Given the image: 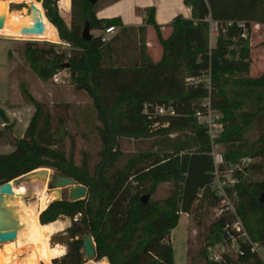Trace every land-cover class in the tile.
<instances>
[{
  "label": "trees",
  "instance_id": "16d2710c",
  "mask_svg": "<svg viewBox=\"0 0 264 264\" xmlns=\"http://www.w3.org/2000/svg\"><path fill=\"white\" fill-rule=\"evenodd\" d=\"M99 1L72 0L68 26L65 20L69 22L71 11L61 0H43L44 24L46 14L52 37L67 47L58 50L62 44L45 48L29 42L26 48L40 77L48 79L68 65L75 90L92 99L96 119L87 128L96 134L99 145L94 160L83 151L78 162L74 145L71 150L64 147L67 140L73 143L77 133L67 127L63 116L54 126L44 103L23 90L22 96L28 95L36 110L25 134L14 140V150L0 153V185L47 167L87 186L85 199L57 198L41 212L42 224L72 220L63 230L64 240H56L62 231L52 236V244L68 246L52 264H85L83 237L88 234L95 239L97 255L87 264H174L170 234L181 213L215 208L222 201L211 189L215 171L211 142L196 116L198 109H205V101L224 115L225 160L249 157L244 169L264 171V74L250 75L249 41L254 25L264 24V0H185L192 17L176 16L164 26L170 29L166 37L154 7L147 11L144 25L127 27L120 19H99ZM207 18L218 28L212 46ZM85 21L92 30L110 26L120 30L107 42L100 35L85 41ZM148 25L162 48L159 60L146 47ZM207 75L210 86L188 81ZM158 107L166 112L159 113ZM0 117L5 124L1 139L11 125L1 108ZM253 131H258L257 137L250 139ZM123 137L152 138L153 143L127 153L121 147ZM166 182L173 184L171 193L153 199L156 184ZM227 189L250 237L264 248V202L259 201L264 180L249 181L240 175ZM146 194L150 198L144 203ZM234 217L224 211L211 222L191 264H264L260 253L243 242L237 254L224 255L221 262L205 257L211 245L228 236L226 227Z\"/></svg>",
  "mask_w": 264,
  "mask_h": 264
},
{
  "label": "rangeland",
  "instance_id": "374dc122",
  "mask_svg": "<svg viewBox=\"0 0 264 264\" xmlns=\"http://www.w3.org/2000/svg\"><path fill=\"white\" fill-rule=\"evenodd\" d=\"M37 1H39L43 6V0H37ZM107 1L108 0H100L99 5L102 6L103 3ZM61 5H63L66 11H71V19L69 17V22H67L63 18L66 24L68 26H71L72 17H73L72 0H61ZM10 9L11 12L15 14L28 13L27 3L25 4L24 2L22 3L17 1L11 3ZM104 13L105 12H100V15ZM46 17L47 16L45 14L46 29L41 34H25L22 32L23 27L16 24H7L5 26H7L8 28L6 27L0 28V35L16 38V39H9L11 40L9 41V40H5V37L0 36V67L3 66L2 65L4 64L3 61L5 63L6 61L8 62L7 52L9 51L10 48H12L11 50L12 53L10 57L12 58L11 79L13 82L12 83L13 88L15 89L16 93L17 90L19 91L20 89L22 94L24 90L26 91L27 94L32 95L35 99L43 102L46 110L49 111L53 116L54 126L56 125L58 118L60 116H63L66 119L67 127L73 133H77V137L75 138L73 143L70 140H67L65 142L64 144L65 149L71 150L74 145L75 155L77 157L78 162H80L82 158L83 151L92 154L93 156L92 161H93L95 158V153L99 149V145L96 134L92 131L90 132L89 129L87 128L88 126L91 127L93 121L96 119L94 108L92 105V99L85 91L75 90L74 85L71 81V73L68 68L62 69L57 72V74L61 73L63 81H61L60 83H56L53 78L55 74L48 79H43L42 77L39 76L33 64L28 60L26 48L29 42L34 43L35 46L45 47V48H49L52 45L62 44L63 45L62 47H57L58 50L67 47V44L62 42V40L54 39L52 37L51 33L49 32V29L47 28ZM40 19H42V14ZM117 29L120 30V27L118 26ZM152 30L153 32H148L146 36V47L150 55L154 58V60H159L162 54V48L156 37V33L154 29ZM255 31H256L255 27L252 28L249 37L250 47H251V58H252L251 66H252V70L258 74L257 76H260L264 74V27H262V30H257V33L259 32L261 35L260 37H257ZM91 32L93 34V30ZM162 32L163 35L166 37L169 35L170 29L168 28L166 30H163ZM97 34L98 33L95 32V34L93 35L97 36ZM113 36H111V38ZM247 37H248V32H247ZM149 40H151L152 44L151 43L149 44ZM215 42L216 41H214L212 44L214 45ZM134 52L135 51H133V53ZM255 60H257V62H255ZM3 71L5 72V70ZM65 74H67L68 76H65ZM6 78L7 76H3V73L0 72V92L2 94L6 93V90L1 88ZM12 91L14 92L13 89ZM27 97L28 95L26 94L23 95L22 98L24 99L21 101V103L25 102L27 104H31L27 100ZM15 102L17 101L13 100L12 105H14ZM27 115L29 116V114H26L25 116ZM85 115L88 118H85ZM25 116L23 115L20 116V118H18L20 120L17 127L13 129L14 125L12 124L6 132V136L0 139V153L5 154L12 152L14 148L11 150L10 148L7 147V145L4 144H14V140L16 139L15 136H20L21 134L23 135L25 134L26 131ZM32 116H30V118ZM257 134L258 131H253L249 134V138L254 139L257 137ZM222 135L220 136L219 139L218 148L225 155L226 148H225V144L221 141ZM120 143L122 150H124L127 153H132L150 147L153 143V139L123 137L121 138ZM249 159H250L249 157H242L236 159L235 161L227 162L225 160V166H224L225 168L221 173L222 176L221 179L225 182L226 187H229L237 183L240 175H243L249 181L264 180V171H260L258 169L256 171H248L244 169L245 165L251 162V159L250 162ZM50 169L51 170L47 178L37 177L32 180L25 179L22 182L25 183L28 188L27 193L23 196V199L27 203L37 200L36 190L37 188H42L44 185L47 186L48 193H53L54 191L58 190L59 194L58 196H56L57 198L70 197V192H71L70 187L56 189L53 186V180L58 175V173L55 171V169L53 168ZM155 187L156 190L153 194V199L162 200L171 193L173 184L168 182L158 183L156 184ZM230 201L233 203L232 199ZM221 204L224 205L223 201H221L220 205H218L215 208L203 206V208L194 209L190 213H181L178 226L170 234V240L172 241L174 247V264H191V262H193L192 261L193 257H196V253L200 249V246L204 244L203 241L205 237L208 235L209 226L211 222L217 216H219V211L222 207ZM40 208L42 212L44 209L47 208V205H45V203H41ZM40 215H39V220H40ZM71 224H72V220L70 218L66 219V225L63 230H66V228L69 227ZM66 235L67 234L63 232L59 235V237L56 240L59 241L60 240L59 238L63 239L62 236H66ZM22 238H23L22 236L18 238L17 240L18 245L23 244ZM5 244L0 246V251L5 249L4 247ZM56 244H61V243H56ZM62 245H64L67 250L68 246L65 243ZM213 249L220 250L221 246L220 245L217 246V243L211 245L210 250L208 251L206 250L205 253V257L207 259L211 260ZM260 255L264 261L263 248L260 250ZM200 264H204V261L201 262Z\"/></svg>",
  "mask_w": 264,
  "mask_h": 264
},
{
  "label": "bare ground",
  "instance_id": "6f19581e",
  "mask_svg": "<svg viewBox=\"0 0 264 264\" xmlns=\"http://www.w3.org/2000/svg\"><path fill=\"white\" fill-rule=\"evenodd\" d=\"M17 1L27 3L28 6L33 4L35 8L27 14L12 13L10 5ZM40 4L37 0H0V20L3 19L6 25L31 27L37 18H41ZM14 191L13 195L0 197V223L17 230L15 240L3 243L5 249L0 251V264H39L44 261L52 264L54 258L61 257L67 252L64 245L50 242L54 234L65 228L66 220L42 224L39 215L41 203L48 206V203L57 198L59 191L48 193L47 186L44 185L36 190L37 200L28 203L23 199L28 191L25 183L14 186ZM20 236L23 237V244L18 245L17 240ZM90 261L94 262V260L87 262Z\"/></svg>",
  "mask_w": 264,
  "mask_h": 264
},
{
  "label": "crops",
  "instance_id": "0c3cea01",
  "mask_svg": "<svg viewBox=\"0 0 264 264\" xmlns=\"http://www.w3.org/2000/svg\"><path fill=\"white\" fill-rule=\"evenodd\" d=\"M41 8V14H42V4H40ZM154 7L156 9L155 13V19L157 23L162 27V30H166L168 28H165L164 26L171 23L174 18L178 15H182L185 18H191L192 17V9L190 6H188L185 3V0H108L107 2L103 3L102 6H100L97 10V17L99 19H120L122 24L127 27H139L145 24V18L147 15V11ZM100 12H105L104 14L100 15ZM4 27L2 28H5ZM118 26H116V33L119 31L117 29ZM255 27V33L257 37H260V33H257V30H262V27H264V24H256ZM253 27V28H254ZM6 28H8L6 26ZM152 26H147V34L148 32H153ZM97 32L99 35L101 33L100 29H94L93 34ZM5 37V40L9 39H16L14 37ZM8 38V39H6ZM11 41V40H9ZM149 43L152 44L151 40H149ZM12 48L9 49L7 52V58L8 62L6 63L3 61V66L0 67V72L3 73V76H7V78L4 81L2 89L6 90L5 94H2L0 92V108L4 111L6 116L9 119V124L14 125L13 129H15L19 123L18 118L20 116H25L26 114H29V116H25L26 118V127L28 126L30 122V116L33 115L35 111V106L33 104H27L25 102L21 101L24 99L22 98L21 90H17V93L15 89L13 88V82L11 79V71H12V65H11V53ZM257 62V60H255ZM5 70V72L3 71ZM250 74L252 76H257L258 74L255 73L252 70V66L250 67ZM16 86V85H15ZM14 90V92L12 91ZM16 93V94H15ZM13 100H16L17 102L13 104ZM18 104V105H15ZM5 126L3 119L0 120V129H3ZM23 136L21 134L20 136H15L16 139H19ZM15 139V140H16ZM7 145L8 148L11 150L14 148V144H4ZM108 260V259H107Z\"/></svg>",
  "mask_w": 264,
  "mask_h": 264
},
{
  "label": "built area",
  "instance_id": "2783aa9c",
  "mask_svg": "<svg viewBox=\"0 0 264 264\" xmlns=\"http://www.w3.org/2000/svg\"><path fill=\"white\" fill-rule=\"evenodd\" d=\"M207 20L211 23L210 44L212 46L213 45L212 43L217 39L218 28L216 23L212 19L207 18ZM115 34H116V27L110 26L105 29H102L99 35L101 36L102 41L107 42L110 40L111 36ZM243 37L244 38L247 37V30L244 31ZM65 76L68 75L65 74ZM204 77L202 78L199 77L195 79L188 78V81L193 80L195 83L204 81L208 86H210L211 83L210 77L208 75ZM53 78L56 83H60L61 81H63L61 73L55 74ZM203 105L205 106V109L204 110L198 109L196 112V116L198 121L206 128L211 142V148H212L211 155L213 157L214 165H215V171L213 173L211 189L216 193V195H218L222 199L224 204L222 205L219 211V215L223 214L224 211H228L231 214L235 215L231 225H227L226 227L228 229V236L225 237L224 240L217 243V246L220 245L221 249L220 250L213 249L211 259L214 261L221 262L224 258V255L237 254L240 251L242 242L250 243L252 245V250L260 253V250L263 247L259 243L254 242L250 237L243 221L240 219V217H238L235 208L233 206V203L230 201L231 197L229 195L225 182L221 179L222 178L221 173L224 170L221 167L225 166V156L222 153V151L219 150L218 146H219L220 136L222 135L225 128L224 115L220 111L213 109L209 101H205ZM157 111L161 114L166 112L164 107H158ZM202 195L203 192L200 193V196Z\"/></svg>",
  "mask_w": 264,
  "mask_h": 264
},
{
  "label": "water",
  "instance_id": "95a60500",
  "mask_svg": "<svg viewBox=\"0 0 264 264\" xmlns=\"http://www.w3.org/2000/svg\"><path fill=\"white\" fill-rule=\"evenodd\" d=\"M92 4H96L98 0H90ZM28 12L32 11L35 6L32 4L28 6ZM4 26L3 19L0 20V28ZM46 26L42 19L37 18L32 27H23L22 32L25 34H41L45 31ZM92 29L89 21H85L84 28L82 31V38L85 41H89L93 38ZM67 68L69 66L67 65ZM50 168L44 167L40 168L38 171L30 172L26 175H23L11 182H6L0 185V197L4 195H13L15 193L14 186L20 185L25 179L32 180L37 177L47 178L50 173ZM53 186L56 189L59 188H71L70 199L73 201L85 199L87 197L88 188L84 184H78L75 179L72 177L58 174L53 180ZM58 191V190H57ZM150 198L149 194H146L142 197V201L147 203ZM57 199V198H56ZM260 202H264V194L261 196ZM17 238V230L15 228H9L0 223V244L5 242L13 241ZM83 254L87 261L95 260L97 255L96 242L94 237L91 234H88L83 237Z\"/></svg>",
  "mask_w": 264,
  "mask_h": 264
}]
</instances>
